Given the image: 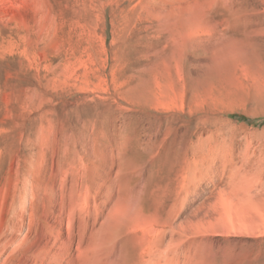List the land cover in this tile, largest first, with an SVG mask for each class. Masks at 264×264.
<instances>
[{"label":"rangeland","instance_id":"1","mask_svg":"<svg viewBox=\"0 0 264 264\" xmlns=\"http://www.w3.org/2000/svg\"><path fill=\"white\" fill-rule=\"evenodd\" d=\"M26 180L6 264H264V0H0V233Z\"/></svg>","mask_w":264,"mask_h":264},{"label":"bare ground","instance_id":"2","mask_svg":"<svg viewBox=\"0 0 264 264\" xmlns=\"http://www.w3.org/2000/svg\"><path fill=\"white\" fill-rule=\"evenodd\" d=\"M225 158H227V157H225ZM23 192H24L23 196L21 198H19V202L15 203L12 207V212H13L12 215L14 216V219L8 225L11 233L9 232V234H6L7 230H9V229H6L4 232L1 231V233H0V260L4 261V263H2V264H6L5 262L8 261V257L10 256L9 254H11L10 251H12V250L15 251L14 247L18 246L24 238L30 237V236H28L29 231H30L28 226H30V225H27L28 228H26V222L27 221L25 222V219L24 220L22 219L24 212L22 213V211H21L22 209L26 208L27 200H28V182H27V180L24 183V191ZM230 203H233V201H230ZM19 210L21 211V213L19 212ZM234 230H236V229H234ZM9 258H11V257H9ZM26 258H28V256ZM22 261H24V260H22ZM25 261L28 262L27 259ZM24 264H26V263H24Z\"/></svg>","mask_w":264,"mask_h":264}]
</instances>
